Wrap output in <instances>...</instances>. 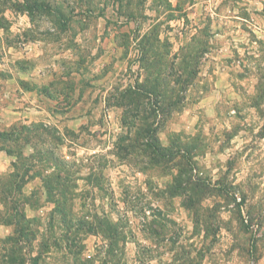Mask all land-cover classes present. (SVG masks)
<instances>
[{"label":"rangeland","instance_id":"rangeland-1","mask_svg":"<svg viewBox=\"0 0 264 264\" xmlns=\"http://www.w3.org/2000/svg\"><path fill=\"white\" fill-rule=\"evenodd\" d=\"M0 264H264V0H0Z\"/></svg>","mask_w":264,"mask_h":264}]
</instances>
